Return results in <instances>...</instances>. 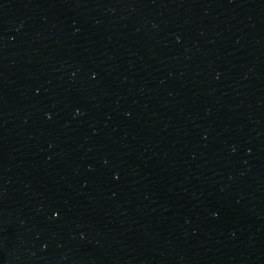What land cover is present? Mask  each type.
<instances>
[{
  "label": "water",
  "instance_id": "95a60500",
  "mask_svg": "<svg viewBox=\"0 0 264 264\" xmlns=\"http://www.w3.org/2000/svg\"><path fill=\"white\" fill-rule=\"evenodd\" d=\"M0 264H264V0H0Z\"/></svg>",
  "mask_w": 264,
  "mask_h": 264
}]
</instances>
